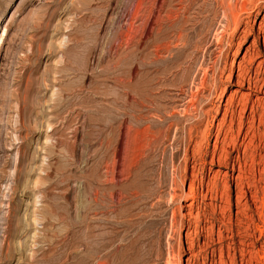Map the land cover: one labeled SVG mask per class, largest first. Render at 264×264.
Returning <instances> with one entry per match:
<instances>
[{
  "label": "rangeland",
  "instance_id": "1",
  "mask_svg": "<svg viewBox=\"0 0 264 264\" xmlns=\"http://www.w3.org/2000/svg\"><path fill=\"white\" fill-rule=\"evenodd\" d=\"M163 1L0 0V264H232L202 195L231 185L252 213L218 128L264 107L243 81L264 83V9L235 29L246 0Z\"/></svg>",
  "mask_w": 264,
  "mask_h": 264
},
{
  "label": "bare ground",
  "instance_id": "2",
  "mask_svg": "<svg viewBox=\"0 0 264 264\" xmlns=\"http://www.w3.org/2000/svg\"><path fill=\"white\" fill-rule=\"evenodd\" d=\"M140 1V0H139ZM166 1V0H164ZM163 1V2H164ZM222 0L221 2H223ZM258 0H246L243 2L242 8L238 12L231 13L230 17V25H233L235 29L239 28V25L241 24V21L243 18L250 17L256 9L262 10L264 9V5L261 3L259 4L257 2ZM230 2V1H229ZM241 2V1H240ZM141 3V2H140ZM158 3V2H157ZM227 3V2H223ZM219 4V3H218ZM230 4V3H229ZM264 4V3H263ZM139 5V4H138ZM165 5V4H164ZM228 5V4H226ZM221 6V5H220ZM140 7V5H139ZM154 7V6H153ZM157 7V6H156ZM164 7V6H163ZM213 7V6H212ZM224 7V6H223ZM228 7V6H225ZM231 7V6H229ZM236 7V6H235ZM137 8V7H136ZM140 9V8H139ZM152 9V8H151ZM150 9V10H151ZM240 9V8H239ZM135 10V9H134ZM161 10V8H160ZM159 10V11H160ZM232 10V9H230ZM138 12V8H137ZM176 12V11H175ZM170 13V12H169ZM172 13V12H171ZM229 13V12H228ZM138 14V13H137ZM135 15V14H134ZM157 15V14H156ZM178 15V14H177ZM176 15V16H177ZM150 16V15H149ZM153 16V15H152ZM159 16V15H157ZM171 16V15H170ZM174 16V15H173ZM162 17V16H161ZM178 17V16H177ZM123 18V16H122ZM121 18V19H122ZM171 18V17H169ZM173 18V17H172ZM229 18V16H228ZM135 19V18H134ZM133 19V20H134ZM159 19V17H158ZM161 19V18H160ZM163 19V18H162ZM161 19V20H162ZM147 22V21H146ZM229 22V21H228ZM134 24V23H133ZM145 24V23H144ZM147 24V23H146ZM229 24V23H228ZM132 27V26H131ZM159 28V27H157ZM133 29V28H132ZM154 29V28H152ZM158 30V29H157ZM138 31V30H136ZM135 31V32H136ZM159 31V30H158ZM161 31V30H160ZM134 32V33H135ZM123 33V32H122ZM126 33V32H124ZM129 33V32H128ZM146 33V32H145ZM138 34V33H137ZM151 34V33H150ZM4 35V33H3ZM126 35V34H125ZM131 35V34H130ZM153 35V34H152ZM127 36V35H126ZM3 37V36H2ZM130 37V36H129ZM141 36V40H142ZM126 38V37H125ZM128 38V36H127ZM145 38V36H144ZM132 38L130 37L129 40ZM135 39V38H134ZM148 39V38H147ZM133 41V39H132ZM140 41V40H139ZM129 42V41H128ZM141 42V41H140ZM127 43V42H126ZM133 43V42H131ZM128 46V44H127ZM114 50V49H113ZM261 73L258 72L256 69L255 75H253V67H251L246 74L243 77L244 83H247L252 91L255 92H262V88L264 87V83L260 85L261 79H260ZM132 80V79H131ZM124 82V81H123ZM217 85V84H216ZM215 87V86H214ZM216 88V87H215ZM202 105V103H200ZM204 105V104H203ZM205 106V105H204ZM194 109V108H193ZM201 109V108H200ZM203 110V109H202ZM231 120L230 124H219L218 128V139H220V142L222 143V156L225 163L228 165H233V168H236L238 166L239 170L241 172L247 173V177L252 180L253 186L255 187L254 193L248 195L246 192L245 196L239 195L242 198L244 197L245 205L248 207V209L252 213H244L241 218L233 217L232 212V187L231 185H226L223 190L220 192L219 185L214 184L211 188L209 187L207 194L202 195V197H208L210 196L211 200L213 202H221L223 203L229 211V218L228 221L226 220L228 214L226 212H223V215L218 216L219 213L217 212V208L220 206H213L212 210L210 212L204 213L207 214V219L205 221L207 222H213L214 224H217L218 222H221L223 226L225 227L224 231H226V235L221 236V243L222 249L227 251L228 256L233 255V261L232 264H264V255H262L261 252H264V247H259V243L264 238V187H261L260 184L264 183V178H259V175L264 174V161H257V158L261 155V153L264 150V107H260L256 105V103H253L252 106L250 103H245L241 105V108H239L238 104H234L231 107ZM199 112V110H198ZM202 112V111H201ZM200 113V112H199ZM201 117L206 116V113L202 112L199 114ZM197 118V117H195ZM200 119V118H199ZM202 119V118H201ZM257 119L259 120V124L257 125ZM203 120V119H202ZM198 122V121H196ZM201 123V121H199ZM225 123V122H223ZM195 124V123H194ZM201 125V124H199ZM194 127V125H193ZM196 127V126H195ZM199 127V126H198ZM128 128V127H127ZM130 128V126H129ZM127 130V129H126ZM125 130V132H127ZM132 130V129H131ZM73 131V130H72ZM77 131V130H76ZM122 132V130H121ZM132 132V131H131ZM191 132V131H190ZM74 133V131L72 132ZM77 133V132H76ZM130 134V133H128ZM127 134V135H128ZM132 134V133H131ZM134 134V133H133ZM73 135V134H72ZM122 135V134H121ZM190 135V134H189ZM75 136V135H74ZM128 137V136H127ZM73 138V136H72ZM121 138V137H120ZM132 137H129V139ZM148 138V136H147ZM99 140V139H98ZM122 140V139H121ZM120 140V141H121ZM128 139H124V141ZM135 140V138H134ZM138 140V139H137ZM133 141V140H132ZM148 141V140H147ZM191 141V140H190ZM126 142V143H127ZM119 143V142H118ZM129 144V143H128ZM246 144H256L254 152L250 155L247 151L244 152V154L241 153L242 146ZM127 145V144H126ZM76 146V145H74ZM130 146V145H129ZM250 146V145H249ZM248 146V147H249ZM92 147V146H91ZM89 147V148H91ZM132 147V146H130ZM129 147V148H130ZM135 147V146H134ZM119 149V145L117 147ZM121 148V147H120ZM126 148V147H125ZM124 148V149H125ZM136 148V147H135ZM127 149V148H126ZM134 148H132L133 150ZM88 150V149H87ZM120 150V149H119ZM131 150V148H130ZM124 151V150H123ZM134 151V150H133ZM218 151V150H217ZM253 151V150H252ZM87 152V151H86ZM128 152V150H127ZM116 153V152H115ZM123 153V152H122ZM129 153V152H128ZM133 153V152H132ZM124 154V153H123ZM126 154V153H125ZM131 154V153H130ZM129 154V155H130ZM217 154V152L215 153ZM98 155V154H97ZM96 155V156H97ZM117 155V154H114ZM128 155V154H127ZM126 156V155H125ZM131 156V155H130ZM216 156V155H215ZM135 157V154H134ZM217 157V156H216ZM128 158V156H127ZM130 158V157H129ZM128 158V160H129ZM125 158H123V161ZM260 159V157H259ZM127 160V159H126ZM249 161H251V164H249ZM107 162V161H106ZM132 162V161H131ZM124 163V162H122ZM121 163V164H122ZM127 163V162H126ZM130 163V162H129ZM128 163V164H129ZM108 164V163H107ZM117 164V163H116ZM133 164V163H132ZM263 164V169H261V165ZM115 165V164H114ZM124 165V164H123ZM131 165V164H130ZM129 165V167H130ZM109 166V164H108ZM114 167V166H113ZM117 167V165H116ZM105 168V167H104ZM108 168V167H107ZM128 168V167H127ZM126 168V170H127ZM131 168V167H130ZM106 169V168H105ZM107 170V169H106ZM116 170V169H115ZM113 172V170H111ZM110 172V171H109ZM115 172V171H114ZM113 172V173H114ZM129 172V171H128ZM114 180V178H113ZM116 180V178H115ZM112 181V180H111ZM118 182V181H117ZM247 183V182H246ZM241 184V183H240ZM248 184V183H247ZM240 186V185H239ZM249 186V185H248ZM264 186V185H263ZM202 187H204V184L202 183ZM252 187V186H251ZM247 190V189H246ZM193 191V189H192ZM196 191H193L191 193V197L194 200L199 199L200 193ZM98 192V191H97ZM244 192V191H243ZM242 193V192H240ZM238 193V194H240ZM99 194V193H98ZM114 194V193H113ZM90 198V197H89ZM188 198V197H187ZM100 199V198H98ZM208 199V198H207ZM193 200V201H194ZM206 201V200H205ZM242 201V200H241ZM241 201L238 202V204H241ZM100 204V202H99ZM244 204V203H243ZM258 204H260L258 206ZM204 205V204H202ZM223 206V205H222ZM220 209V208H219ZM221 212V210H220ZM221 214V213H220ZM36 218V217H35ZM33 219V216H32ZM35 222V221H34ZM30 224V223H29ZM221 224V225H222ZM26 225V224H25ZM26 228V227H25ZM41 233V232H40ZM222 233V232H221ZM229 234L231 236H229ZM242 236L244 239H252L251 241H248L244 243L243 248H239V242L238 237ZM231 239V242H228V239ZM211 239V238H210ZM212 241V240H211ZM220 242V241H219ZM17 244V243H16ZM206 252L208 255V258L211 257L212 261H215V255L209 256V251L212 246L209 245V237H207L206 241ZM23 245V244H22ZM203 246V245H202ZM215 247V246H214ZM241 247V245H240ZM204 248V247H203ZM215 249V248H214ZM218 251V250H217ZM233 251V253H232ZM18 252V251H17ZM240 252V253H239ZM202 253V252H201ZM215 253V250H214ZM222 253V252H220ZM226 253V252H225ZM95 256V255H94ZM226 256V255H224ZM240 256V258H239ZM92 257V256H91ZM99 258V257H98ZM223 258V257H222ZM207 259V258H206ZM230 259L231 256H230ZM221 260V259H220ZM100 261V260H99ZM98 262V260H97ZM225 263V261L223 262ZM99 264V263H98ZM106 264V263H105Z\"/></svg>",
  "mask_w": 264,
  "mask_h": 264
}]
</instances>
